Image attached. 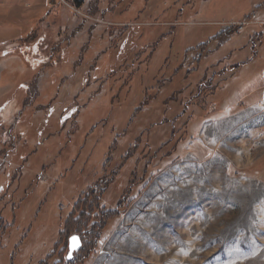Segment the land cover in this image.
Segmentation results:
<instances>
[{
    "label": "rangeland",
    "instance_id": "obj_1",
    "mask_svg": "<svg viewBox=\"0 0 264 264\" xmlns=\"http://www.w3.org/2000/svg\"><path fill=\"white\" fill-rule=\"evenodd\" d=\"M9 133L0 264H264V0H0ZM102 188L105 207L129 204L67 259L62 223Z\"/></svg>",
    "mask_w": 264,
    "mask_h": 264
},
{
    "label": "trees",
    "instance_id": "obj_2",
    "mask_svg": "<svg viewBox=\"0 0 264 264\" xmlns=\"http://www.w3.org/2000/svg\"><path fill=\"white\" fill-rule=\"evenodd\" d=\"M231 37V36H230ZM146 92V91H145ZM146 95V94H145ZM172 99V98H171ZM170 101V99H169ZM146 101H144V103L139 104L136 109L133 110V112L130 115V121L131 119H133V117L137 114V112H140L146 105ZM167 103V101H166ZM213 106V104L211 105ZM211 106L208 108H202L203 112L206 114L210 113V109ZM245 107V105L241 104L239 105L237 108H235L233 111H238L241 110ZM213 108V107H212ZM209 109V110H208ZM208 110V112H207ZM198 113H193L190 114L186 120V123L184 124L183 128H182V133H181V142H184L185 146L181 149V156L185 155V149H186V144L192 139V137L190 135L187 134V131L189 129V125H188V121L189 119H191L193 122L195 118H197ZM186 117V116H185ZM198 119V118H197ZM202 121H204L203 119H201ZM152 127V126H151ZM151 127L149 129H151ZM46 126L45 129H40L38 130V137H43L44 132H47V134L49 136H51L53 133H50L51 131H46ZM172 133V132H171ZM12 133H9L7 135L4 136V134L2 135V137H0V145L4 146V138L7 137L8 140H12L13 135L11 136ZM117 135V134H116ZM115 135V137H116ZM15 136V135H14ZM47 136V135H46ZM173 136V134L171 135ZM114 137V143L113 145H116V139ZM142 139V134L139 136ZM179 141V140H178ZM178 141H176L175 146L177 145ZM113 142V141H112ZM133 147H129L128 148V153H126V155H124L121 160L120 163L116 166L115 169H117V173H114V179H115V184H116V188L117 190H121V184H122V179L119 177L120 176V171L123 169V167L125 166V160L128 158V156H130L132 154V152L135 151V149L133 150ZM174 150V149H173ZM147 154V151L145 152ZM130 154V155H129ZM144 156V155H143ZM141 156V157H143ZM161 161V160H160ZM159 165H162L161 162ZM148 164H150V166H145L144 167V171L140 174V179H135L137 175L135 173V167L131 172L132 177L130 178L133 179V181H135L133 184H129L128 183V190L126 192V194H130V191L135 187L138 186L137 184H139L140 182H143L146 179V175L147 173H150L152 175V173L154 171H157L160 166H156L153 167L152 165V159L150 160V162H148ZM264 166L259 170V172L262 173V171ZM243 172V170H237L236 172ZM264 173V172H263ZM130 175V176H131ZM261 178H264V174H262L260 176ZM105 188V187H104ZM104 188L100 189L99 191V195L98 196H92L91 195V191L89 189H86L85 191H83L81 193V195H79V197H77L75 203H74V207L73 210L75 209V213L79 212V214L77 215H73V211L67 216V218L64 220V222L62 223V230L61 232H66V238L65 240L67 241V239H69V237L75 233L80 235V238L82 239V248L84 249V247L87 248L88 251H91L92 249L95 250V247L97 245L98 240L102 237L103 233L107 230V228L110 226V223L117 218L121 212H123L125 210V208L128 206L129 201L125 202V196L123 198H121L122 200H119L115 207L110 208V207H105L102 203V193L105 191ZM79 208V211L76 209ZM94 215L96 221H94V223L91 221L90 217ZM98 220V223H97ZM91 222V226L90 228H87L88 224ZM97 229V230H95ZM105 230V231H104ZM84 232L83 234H86L87 236V242L85 243V239H84V235H81V232Z\"/></svg>",
    "mask_w": 264,
    "mask_h": 264
},
{
    "label": "water",
    "instance_id": "obj_3",
    "mask_svg": "<svg viewBox=\"0 0 264 264\" xmlns=\"http://www.w3.org/2000/svg\"><path fill=\"white\" fill-rule=\"evenodd\" d=\"M75 238V240H74ZM82 245L81 239L78 235H71L68 239V254L67 259H71L73 257V253L78 251Z\"/></svg>",
    "mask_w": 264,
    "mask_h": 264
},
{
    "label": "crops",
    "instance_id": "obj_4",
    "mask_svg": "<svg viewBox=\"0 0 264 264\" xmlns=\"http://www.w3.org/2000/svg\"><path fill=\"white\" fill-rule=\"evenodd\" d=\"M241 96L242 97H244V98H246V96H247V93H242L241 94ZM241 104H243V105H245V106H247V104H245L243 101H236L235 103H234V107L232 108V110H234L235 108H237L239 105H241ZM6 110V109H5ZM213 110L215 111H218V108H213ZM211 112H213V111H211ZM180 141V140H179ZM179 141H178V143H179Z\"/></svg>",
    "mask_w": 264,
    "mask_h": 264
},
{
    "label": "built area",
    "instance_id": "obj_5",
    "mask_svg": "<svg viewBox=\"0 0 264 264\" xmlns=\"http://www.w3.org/2000/svg\"><path fill=\"white\" fill-rule=\"evenodd\" d=\"M245 26V22L243 21L242 23H239V27H237L236 29L234 28L231 32L232 35L236 34V32H239L240 30H243ZM96 189V186L94 187V190Z\"/></svg>",
    "mask_w": 264,
    "mask_h": 264
},
{
    "label": "snow or ice",
    "instance_id": "obj_6",
    "mask_svg": "<svg viewBox=\"0 0 264 264\" xmlns=\"http://www.w3.org/2000/svg\"><path fill=\"white\" fill-rule=\"evenodd\" d=\"M74 240H75V238H74Z\"/></svg>",
    "mask_w": 264,
    "mask_h": 264
}]
</instances>
